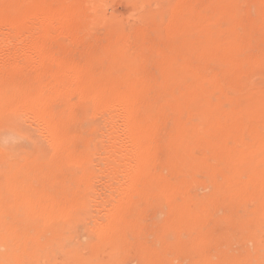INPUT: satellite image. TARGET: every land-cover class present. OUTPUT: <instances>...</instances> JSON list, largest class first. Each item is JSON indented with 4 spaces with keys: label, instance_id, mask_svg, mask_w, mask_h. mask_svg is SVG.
Instances as JSON below:
<instances>
[{
    "label": "rangeland",
    "instance_id": "rangeland-1",
    "mask_svg": "<svg viewBox=\"0 0 264 264\" xmlns=\"http://www.w3.org/2000/svg\"><path fill=\"white\" fill-rule=\"evenodd\" d=\"M39 1L49 11L64 6L68 10V14L65 16L67 19H61L63 24L55 26L56 28L51 29L49 34L45 33L47 34H44L45 38L39 34L43 29L42 24H37V27L30 26L31 29L27 25L25 29L23 28L22 34L19 33V30H9V28L7 30V24H5L7 26H4L6 29L4 30L1 25L0 88H7L9 84L18 85L30 82L32 78L27 73L31 74V71L32 73L33 71L39 72L44 80L43 74H47L46 70L51 64L49 60L47 63L46 52H48L47 57L50 54H57L56 57L77 69L79 77H84L88 72L94 75L101 71L115 56L116 49H122L132 59L131 76L133 74V78L143 83L140 93L143 103L165 97V94L158 90V85H164L167 93L175 94L179 86L185 83L184 79L162 77L159 71V65L169 60L179 43L181 36L179 31L175 30L178 20L180 18L194 19L202 13L210 15L214 10L212 0H181L182 5L166 13V18L170 17L171 26L169 29L163 30L159 18H151L150 13L164 11L166 0ZM220 1L225 6L216 22V27L221 30V38L227 37L228 30H231L232 56L229 60L209 57L199 61L193 57L192 62L207 78H210V83L222 89L228 97H238L242 106L243 118L248 115L246 118H254L253 120L257 121L264 118V28L261 27H264V24L259 25L256 0ZM115 19H119L121 23L124 22V27L119 30L116 37L112 33L113 20ZM27 28L30 29V33ZM26 32L28 33L26 34ZM11 37L14 39L12 38V40ZM34 38L38 47L42 48L38 49V52H31L29 56L27 54L28 45L34 43ZM17 47L19 48L17 49ZM43 52L45 53L43 54ZM40 58L43 60L39 61ZM22 60L24 64L25 61H28V64L23 66ZM33 62H35L34 65ZM14 65L18 67H14ZM43 65L48 67L45 69ZM33 67L34 70L31 69ZM27 69L29 70L27 71ZM240 71L247 72V74L241 76L237 82L233 75ZM114 72L116 71L114 70ZM261 81L262 83H259ZM244 82L248 86H245ZM236 84H239V87L232 90ZM243 90H247L246 93ZM75 97L73 98L77 100ZM242 97L244 102L240 101ZM248 97L249 99H247ZM73 98L71 101L75 102ZM63 99H60L62 102L59 98L58 101L56 99L57 106L59 103L62 105L65 101ZM56 104L54 103L55 106ZM89 110L92 111L91 107ZM111 111L114 113V110ZM143 111L144 109L141 107L135 109L129 116L130 122L132 124L138 122L144 114ZM108 112L110 114V111H106V113L105 111H94L95 114L91 117L92 115L88 116L85 113L80 102L72 106L71 116L62 123V128L66 136L72 138L71 143L74 149L88 147L91 150L93 164L83 168H62L63 176L58 173L55 181L51 179V176H54L53 172H50L52 169L47 168V162H43L45 158L47 160L48 153H45V157L42 153L43 158H41V152L45 151L44 147L46 146L43 129L39 127L41 123L37 122L38 130L36 126L34 127L28 114L11 112V109L7 110L0 105V241L21 244L20 250L16 254V260L10 263L199 264L198 249L192 251L188 243H185L189 235L188 230L186 228L176 231L171 228L165 229L161 224L164 216L162 209L154 196L148 193L142 194L147 186H141L140 183L130 199L127 202H121L118 212L120 224L109 235L90 237L86 234L82 221L55 222L47 220L40 222L29 215L30 212L27 215L11 206L9 193L11 181L7 178V174L10 166H17V188L19 182L23 180L20 173H24L28 184L35 190L48 188L57 201L71 202L77 196L86 197V205L78 206L76 210L90 223L92 218L89 214L97 213L105 206L108 194H111L112 188L116 186V179L118 181L123 179L121 171L117 173L116 179L112 178V169L104 164V159L107 156L105 142L107 143L111 139L113 141V138L117 139L111 132L116 131L115 128L118 127L117 134L120 138L117 140H120L119 142L125 140L127 133L126 128L119 124L121 122L112 118ZM252 112L253 114H251ZM115 113L118 114V111L115 110ZM189 113L190 107L184 103L176 104V106H159L153 110L150 134L151 160L148 166L150 172L160 168V162L164 156L162 144L170 123L175 119L188 117ZM256 113L260 118L256 117ZM25 116H28L27 119ZM107 116L113 120L110 126ZM107 120H109V124H107ZM99 122L104 129L115 127L111 129L112 131L109 129L111 137H108V134H101L100 128L97 132H91L92 126L98 125ZM104 122H106V127ZM39 136L44 138H39ZM207 152L201 149V154H208ZM52 171H55L54 168ZM218 177V175L211 176L207 170L201 167V185L194 182L193 188L197 190L200 187L201 189V233L206 240V243H201L202 251L205 255L216 260L217 264H226L227 259L232 255L251 249L252 243H247L243 238V229L241 228L230 230L231 240L226 244L217 242L218 235L228 224L226 217L230 214L229 208L218 200L215 185ZM69 187L75 188L76 193L68 196L62 195L60 189ZM257 239L259 243L264 244V230L257 231Z\"/></svg>",
    "mask_w": 264,
    "mask_h": 264
},
{
    "label": "bare ground",
    "instance_id": "bare-ground-1",
    "mask_svg": "<svg viewBox=\"0 0 264 264\" xmlns=\"http://www.w3.org/2000/svg\"><path fill=\"white\" fill-rule=\"evenodd\" d=\"M166 1L164 11L150 13L151 18H159L163 30L171 26L170 17L166 18V13L182 5L181 0ZM212 1L214 3L212 14L202 13L194 19L180 18L178 20L175 30L179 31L181 36L179 43L169 60L159 65L162 77L185 80L184 85L179 86L175 94L167 93L164 85H158V90L162 91L165 97L143 103L140 98L143 83L133 78V74L131 76L132 59L122 49H116L115 56L101 71L94 75L88 72L84 77H79L77 69L56 57L57 54H50L51 56L47 57L48 52H46L47 63L49 60L53 66L50 64L49 69L46 70L47 74H43L44 80L39 72L33 71V74L31 71V74L27 73L32 78L30 82L18 85L9 84L7 88H0L1 106L7 110L11 109V112L28 114L34 127H37L38 123L42 124L38 126L43 129L45 138L41 136L39 138L45 139L46 146L44 145L45 151L41 152V156L44 153L45 157V153H48L47 160L45 158L43 162L48 163L47 168L50 167L52 170L54 168L55 171L50 170V172H53L54 176H51V179L55 181L58 173L63 176L62 168H83L93 164L91 150L88 147L74 149L71 143L72 138L66 136L62 128V123L70 118L71 109L75 103L80 102L85 113L88 116L92 115L91 117L94 116V111H105V113L110 111L112 118L121 122L119 124L127 130L125 140L121 138L123 141L119 142L120 140H117L120 138L117 134L118 127L115 128L113 125L116 131L108 127L111 132L107 129L106 122H104L105 129L100 122L92 126L91 132H97L100 128L101 134H108V137H111L114 133L113 137L117 138H113V141L108 138L110 141L105 142L107 156L104 164L112 169V178L116 179L117 173L121 171L123 179L119 181L116 179V186L112 188V193L108 194L105 206L97 213L89 214L92 218L90 223L76 210L78 206L86 205V197L77 196L71 202L57 201L48 188L35 190L28 184L24 173H20L23 180L19 182L17 188L18 167L10 166L7 178L11 181L9 193L11 206L14 209L27 215L30 212L29 215L40 222L47 220L82 221L86 234L90 237L109 235L120 224L118 212L121 202H127L137 191L140 183L141 186H147L142 194L148 193L154 196L162 209L164 216L161 224L163 227L174 231L186 228L189 235L185 243H188L192 251L198 249L199 264H217L216 260L202 251L201 243H206V240L201 233V189L199 187L195 190L193 183L197 182L201 185V167H203L211 176H219L215 184L218 200L230 210V214L226 217L228 224L218 235L217 242L226 244L231 240L230 230L241 228L243 238L247 243H252L251 249L232 255L227 259L226 264H264V244L259 243L257 239V231L264 230V118L258 117V113L256 117L260 119L257 121L253 120L254 118H246L248 115L243 118L242 106L238 97H228L222 89L210 83V78H207L192 62L193 57L199 61L209 57L229 60L232 56L231 30H228L227 37L221 38V30L216 27V22L225 5L220 0ZM256 6L259 25H263L264 0H256ZM67 14L68 10L64 6L49 11L39 0H0V28L1 25L3 29L8 25L6 29L19 30L21 34L27 25L31 29L37 24H42L43 29L40 30L42 34H39L45 38V33L49 34L51 29L56 28L55 26L63 24L61 19L66 20ZM113 21L112 33L116 37L119 30L124 27V22L121 23L119 19ZM30 29L27 28V31L29 32ZM35 38L34 43H27L29 44L28 55L42 48L38 47ZM45 61L44 58V63ZM22 62L23 66L28 64V61H25V64L23 60ZM46 67L48 66H44L45 69ZM31 69L34 70V67ZM245 74L247 72L240 71L234 73L233 77H236L238 82ZM244 84L247 85L246 82ZM237 86L239 87V84L231 89L234 90ZM245 86L242 85V87ZM247 94L250 93L247 92ZM58 98L59 100L65 99L62 105L59 103L57 106ZM71 98L75 102H72ZM242 100L243 97L240 101ZM180 103L190 107L189 116L175 119L170 123L162 144L164 156L160 162V168L150 172L148 166L151 160L150 134L153 110L155 107L176 106ZM90 107L93 112L89 110ZM139 107L144 109V114L138 122L132 124L129 116ZM111 110H114V113H111ZM106 118L109 119L108 116ZM112 118L109 119L110 124L107 120L109 126L112 125ZM37 129L39 130L38 127ZM201 149L208 151V154H201ZM50 174H48L49 177ZM60 192L68 196L75 194L76 189L69 187L60 189ZM20 247V243L0 241V264L14 262Z\"/></svg>",
    "mask_w": 264,
    "mask_h": 264
}]
</instances>
